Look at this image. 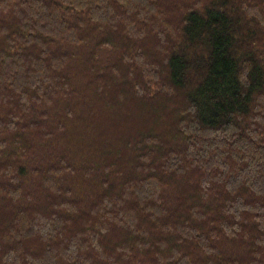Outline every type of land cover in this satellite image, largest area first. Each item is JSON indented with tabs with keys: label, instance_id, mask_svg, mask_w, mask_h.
I'll list each match as a JSON object with an SVG mask.
<instances>
[{
	"label": "trees",
	"instance_id": "trees-1",
	"mask_svg": "<svg viewBox=\"0 0 264 264\" xmlns=\"http://www.w3.org/2000/svg\"><path fill=\"white\" fill-rule=\"evenodd\" d=\"M0 264H264V0H0Z\"/></svg>",
	"mask_w": 264,
	"mask_h": 264
}]
</instances>
